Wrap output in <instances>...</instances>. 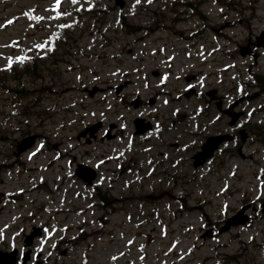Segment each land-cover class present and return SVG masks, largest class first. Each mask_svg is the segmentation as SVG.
<instances>
[{
  "label": "rangeland",
  "instance_id": "rangeland-1",
  "mask_svg": "<svg viewBox=\"0 0 264 264\" xmlns=\"http://www.w3.org/2000/svg\"><path fill=\"white\" fill-rule=\"evenodd\" d=\"M178 1L125 0L120 7L116 0H60L57 7V0H0V72L25 53L43 63L36 76L19 82L35 92L32 109L41 116H20L3 88L17 82L0 80L1 251L29 252L25 235L41 228L34 255L41 253L49 264H82L81 249L62 244L83 228L82 249L93 243L88 264H264V96L247 74L249 67L264 71V54L241 55L264 28V0H233L230 9L223 4L232 0H188L191 17ZM167 2L169 28L152 17ZM174 16L181 20L175 25L168 22ZM190 74L197 80L187 81ZM118 86L124 89L119 94ZM190 89L194 93L186 95ZM210 91L216 101L206 96ZM221 100L234 114V128L216 106ZM204 108L206 115L198 117ZM139 117L157 121L160 134L168 133L163 143L176 140L171 131L187 134L179 150L166 145L169 173L160 178L149 177L163 169L152 170L161 158L134 133ZM99 122L96 137H79ZM226 131L237 134L231 150L195 169L191 157L200 142ZM31 134L39 136L36 144L16 156L19 140ZM177 161L182 165L176 169ZM80 164L97 169L98 184L115 199L127 196L130 186L136 194L164 195L131 201L130 214L102 211L95 192L74 175ZM65 194L68 203L60 202ZM228 219L243 223L219 234Z\"/></svg>",
  "mask_w": 264,
  "mask_h": 264
},
{
  "label": "trees",
  "instance_id": "trees-1",
  "mask_svg": "<svg viewBox=\"0 0 264 264\" xmlns=\"http://www.w3.org/2000/svg\"><path fill=\"white\" fill-rule=\"evenodd\" d=\"M39 61H41V59L39 60V58L31 57L26 54L23 60H20L17 64H11V67L8 71L0 72V80L9 78L17 82L15 86L6 85L3 86V88L12 94V102L23 109L21 111L22 115H30L31 113H34L35 109H32L34 106L32 98L35 95V92L29 90L25 85H21L19 82L24 76H36L39 68H41V64H39L41 62ZM262 80L264 81V78H262ZM17 99L24 100L20 103H17Z\"/></svg>",
  "mask_w": 264,
  "mask_h": 264
},
{
  "label": "water",
  "instance_id": "water-1",
  "mask_svg": "<svg viewBox=\"0 0 264 264\" xmlns=\"http://www.w3.org/2000/svg\"><path fill=\"white\" fill-rule=\"evenodd\" d=\"M243 139H245V132H241ZM230 136L225 135V136H217V137H211L207 140V142L204 145V150L203 152L199 153L196 156V165H199L200 163H202V161L206 160L207 158H209L212 155V152L217 149L218 145L224 141V140H230ZM34 138H30L26 141L23 142V144L21 145V151L27 149L29 146H31V144L33 143Z\"/></svg>",
  "mask_w": 264,
  "mask_h": 264
},
{
  "label": "flooded vegetation",
  "instance_id": "flooded-vegetation-1",
  "mask_svg": "<svg viewBox=\"0 0 264 264\" xmlns=\"http://www.w3.org/2000/svg\"><path fill=\"white\" fill-rule=\"evenodd\" d=\"M192 7H194V5ZM248 43L250 44L249 45L250 48L248 49V51L249 52L255 51V47H254L255 43L252 42L251 39H249ZM193 93H194V91H193ZM160 139L163 140L164 139V136L156 137V141L153 140L152 149H155L156 147H164L165 146V144L162 141H160ZM173 144H175V143H173ZM155 150L157 151V149H155Z\"/></svg>",
  "mask_w": 264,
  "mask_h": 264
},
{
  "label": "snow or ice",
  "instance_id": "snow-or-ice-1",
  "mask_svg": "<svg viewBox=\"0 0 264 264\" xmlns=\"http://www.w3.org/2000/svg\"><path fill=\"white\" fill-rule=\"evenodd\" d=\"M60 0H57V7L59 6ZM36 19H40L39 17H36ZM9 23H11V21H9ZM24 58H21V60H23Z\"/></svg>",
  "mask_w": 264,
  "mask_h": 264
}]
</instances>
